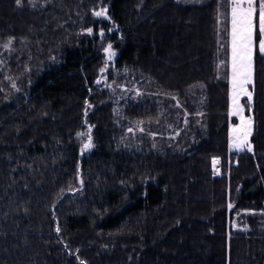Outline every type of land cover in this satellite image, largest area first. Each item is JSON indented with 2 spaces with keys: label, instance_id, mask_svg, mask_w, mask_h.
<instances>
[{
  "label": "trees",
  "instance_id": "16d2710c",
  "mask_svg": "<svg viewBox=\"0 0 264 264\" xmlns=\"http://www.w3.org/2000/svg\"><path fill=\"white\" fill-rule=\"evenodd\" d=\"M230 11L0 0V264H264V57L231 150Z\"/></svg>",
  "mask_w": 264,
  "mask_h": 264
},
{
  "label": "snow or ice",
  "instance_id": "6c2138e0",
  "mask_svg": "<svg viewBox=\"0 0 264 264\" xmlns=\"http://www.w3.org/2000/svg\"><path fill=\"white\" fill-rule=\"evenodd\" d=\"M199 2V0H194ZM17 5L21 3V0H16ZM230 46H231V107L230 116L239 117L240 123L234 125L231 129V146L239 150L247 148L248 151H252V146L249 143V137L252 135L254 119L252 116L245 117V107L251 111L253 104V94L255 91L254 83V55L258 51L259 54L264 57V0H230ZM93 15L96 17L108 18L107 8H101L98 11H94ZM87 34L91 35L92 28H88ZM258 34V40H257ZM100 37L105 36L103 30L99 33ZM13 45V39L9 38L3 45L6 51H11ZM104 52L107 55V60L112 61L116 56V52L113 50L112 44H108L104 48ZM107 68H101V73H104ZM100 83V81H97ZM15 88V83L12 84ZM251 88V90H250ZM18 90V89H17ZM137 95H140L138 92ZM246 97V102L241 103V98ZM172 99H177L175 96ZM87 103V102H86ZM179 107L180 105L177 104ZM91 107V105H88ZM87 115V110L85 111ZM202 115V114H200ZM187 123V120H185ZM94 126H88L87 132L77 133V136H86V141L81 146V154L91 151L94 147V141L92 136V128ZM141 132L143 128H139ZM131 133L134 130L129 128ZM219 163L217 159H213V167ZM83 181H81V184ZM232 205H229L231 208ZM56 233L59 235L61 232L60 226L57 224L55 228ZM67 247V246H65ZM78 251V250H77ZM72 254V253H70ZM80 264H85L84 260H81L79 256L76 257Z\"/></svg>",
  "mask_w": 264,
  "mask_h": 264
},
{
  "label": "rangeland",
  "instance_id": "374dc122",
  "mask_svg": "<svg viewBox=\"0 0 264 264\" xmlns=\"http://www.w3.org/2000/svg\"><path fill=\"white\" fill-rule=\"evenodd\" d=\"M230 31H231V24H230ZM230 60H231V46H230ZM230 69H231V64H230ZM230 78H231V70H230ZM229 78V79H230ZM103 81H105L106 82V84L108 83V81H106V78L105 77H103ZM109 84V83H108ZM250 90H251V88H250ZM230 97H231V82H230ZM244 98V97H243ZM243 98H241V103H242V99ZM230 107H231V98H230ZM244 115H245V117H248V115H246L245 114V112H244ZM231 117H233L234 118V120H235V123L234 122H231V124H230V129L234 126V125H238L239 123H240V120H239V117H237V116H231ZM231 132H230V140H229V143H230V149L231 150H239V149H237V148H235V147H232L231 146ZM251 137V136H250ZM250 137H249V143H250ZM244 149H246V148H244ZM217 172L219 171L218 169L216 170Z\"/></svg>",
  "mask_w": 264,
  "mask_h": 264
}]
</instances>
